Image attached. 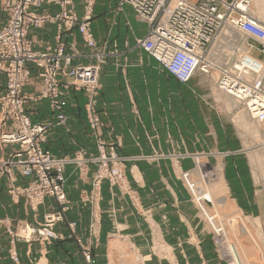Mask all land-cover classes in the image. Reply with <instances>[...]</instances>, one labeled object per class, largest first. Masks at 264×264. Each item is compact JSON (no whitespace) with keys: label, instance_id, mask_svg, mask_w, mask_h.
I'll return each instance as SVG.
<instances>
[{"label":"crops","instance_id":"crops-1","mask_svg":"<svg viewBox=\"0 0 264 264\" xmlns=\"http://www.w3.org/2000/svg\"><path fill=\"white\" fill-rule=\"evenodd\" d=\"M4 3L0 0V29L7 19ZM94 3L90 27L95 41L104 46L101 57L86 46L75 26L68 29L54 19L31 27L28 37L33 50L40 52L53 50L62 43L64 53L71 56V66L99 65L96 106L103 122L101 135L105 141L117 144L120 155L128 156L126 182L120 187L103 181L99 202L93 208L82 197L92 192L96 165L67 164L64 189L69 207L64 219L53 227L57 238L28 243L16 240L11 244L7 228L0 226V264H87L85 251L90 253L94 264H126L123 260L126 249L136 255L140 264H226L216 257L210 225L191 203L185 183L170 172L173 169L179 175V170L193 166L191 157H181L179 153L214 157L220 151L242 146L236 140L238 131L234 123L223 115L220 118L218 97L169 96L170 90L182 88L180 85L190 83L206 89L216 80L196 72L188 82L177 81L153 57L136 48L135 40L146 35L148 24L131 6L119 5L120 0ZM72 7L81 18L82 0H73ZM63 8L56 1H45L34 10L55 16ZM29 67L31 81L22 91L37 96L41 82L35 67L32 64ZM60 77L64 83L71 82L69 76ZM4 86L5 76L1 74L0 94ZM63 95L66 105L61 111L62 118L50 112L46 98L33 97L25 105L33 123H50L43 147L58 157L72 155L79 149L96 154L85 114L84 92L68 85ZM240 110L244 112L243 108ZM14 148L0 143V156ZM231 159L224 161L222 170L235 168ZM227 173L223 172L224 177L221 175L219 179L220 183L223 179L227 189L222 201L240 206L243 214L264 223V213L250 209L261 200L259 189L249 182L241 190L234 179L229 181ZM14 178L20 187L31 182L17 172ZM57 209L58 204L51 196L33 209L24 196L14 197L8 192L5 177L0 180V218L9 220L10 229H17L19 222L39 225L46 213ZM94 216L97 220L92 226ZM70 222L75 223L73 228L69 227ZM189 236L198 242H189ZM12 252L16 253L17 261L12 259Z\"/></svg>","mask_w":264,"mask_h":264},{"label":"built area","instance_id":"built-area-1","mask_svg":"<svg viewBox=\"0 0 264 264\" xmlns=\"http://www.w3.org/2000/svg\"><path fill=\"white\" fill-rule=\"evenodd\" d=\"M41 1L8 0L4 5L7 19L0 29V75L5 76V86L0 94V143L15 148L0 156V180L5 177L8 192L14 197L24 196L33 209L46 196L55 198L58 209L46 213L39 225L19 222L14 230L9 228L7 218H0V226L7 228L11 244L16 240L28 243L56 239L53 227L64 219L68 209L64 167L72 160L57 158L43 147L46 128L33 123L26 112V103L33 99L22 91L31 81L29 64L35 67L41 82L37 96L46 98L59 118L66 105L63 89L68 85L84 88L89 95L98 91V64L71 66V56L64 53L62 43L53 50L40 52L33 50L32 40L28 37L31 27H40L54 19L68 29L75 26L86 46L101 57L90 27V12L95 0H87L82 18L74 11L72 0H54L64 5L55 16L37 14L33 8ZM124 4L131 6L148 24L146 35L136 39L138 50L148 53L170 76L182 83L188 82L196 72L211 74L219 70L217 87L230 94L237 105L264 126V60L252 56L250 48L249 52L240 50V44H234V33L224 32V42H219L221 48L217 46L218 54H210L218 36L230 26L242 32L241 41L245 44L250 39L255 41L264 58V22L250 15L249 0H120L119 5ZM59 29L62 30L61 25ZM236 30L231 32L236 33ZM60 76H69L71 82H62ZM91 119L96 121L97 117ZM262 144L264 146V139ZM98 150L97 158L82 159L80 156L77 159L79 165L97 163L92 178V196H99L103 180L119 183L124 179L123 158L115 148H107L99 140ZM14 172L30 178L29 185L17 186ZM96 220L97 216H94L92 226ZM74 224L70 222L69 227L73 228ZM84 256L87 264H94L89 252L85 251ZM11 257L14 261L18 259L14 252Z\"/></svg>","mask_w":264,"mask_h":264},{"label":"rangeland","instance_id":"rangeland-1","mask_svg":"<svg viewBox=\"0 0 264 264\" xmlns=\"http://www.w3.org/2000/svg\"><path fill=\"white\" fill-rule=\"evenodd\" d=\"M6 1L8 0H4L5 3ZM45 1L52 2L54 0H42L39 3V5ZM86 2L87 0H82L83 14L85 12ZM94 2H96V0ZM249 2H250L249 13L253 17L262 21L263 19H259L257 16H255V10H254L255 8H254L253 1L250 0ZM72 3H73V0H72ZM94 4L90 12L91 13L90 22L94 18ZM39 5L35 7H38ZM3 11L6 12L4 10V6H3ZM83 14L82 16H84ZM40 15H48V14H40ZM223 32L225 31L223 30L221 34L218 36L217 40L214 42L213 46L215 47V49L214 47H212L211 50L212 49L213 50L211 51L210 54L212 53L218 54L217 46L219 45V43H217V41L224 40L222 38V35H224ZM234 32H231V33H234ZM233 35L234 36L236 35L235 37H238L237 33L236 34L234 33ZM234 39L237 40L239 38H234ZM236 40H234V44H240L239 46L240 50L249 52L248 48H250V51H251L250 54L252 56L258 59L264 60L263 56H261L262 54L259 50V46L255 41L250 39L248 42H246V44L249 43V46H247L244 41L243 42L241 41V38L239 41L237 40L238 43L236 42ZM95 43H96V47L100 48L99 52L103 53L104 46L98 44L96 41ZM47 51H50V50H47ZM228 52L231 53L232 50ZM93 53L95 54V52ZM197 73H200V72H197ZM209 74L208 75L206 74V75L209 78L213 76L214 77L213 79L217 81V78L219 76V73L217 70H214L213 72H211L210 75ZM98 75L99 73L97 74L98 91L96 92V94L89 95L88 92L84 88H79V89L73 88L75 90L83 91L86 97V105L84 107L85 114L87 117V124L90 128V135L93 137L95 144H96L97 153L89 154L87 152L86 153L82 152L81 151L82 149L81 150L79 149L74 154L69 155V156H59L58 157L54 155L57 158H67V159L72 160L68 164H72V163L78 164L77 159L80 158V156L82 157V159L97 158L99 156V150H98L99 140L105 143L107 148L114 147L116 150L117 144H114L113 142L109 143L105 141L101 135V128L103 126V122H101L100 120L99 113H98L99 111L96 106V98L100 91ZM210 84L211 86L207 88L205 87L206 89L198 88L197 86L190 84V83H187L184 86L180 85L182 86V88L178 87L179 89L170 90L169 96L171 97L173 96H188V97L196 96V97H203V98L207 97V98L216 99L218 97L216 95L218 92L217 84L216 82L214 83L212 82ZM32 97H37V96H32ZM216 100L218 102L220 118L223 115L225 116L224 118L227 117L230 120L231 124L234 123V126L238 131V137L236 138V140L238 142H241L242 146H237V148L230 149L227 151L224 150L225 152L220 151L214 157L210 156L209 154H205V153L204 154L203 153L202 154L201 153L200 154L179 153L177 155L181 157H185V156H188V158L191 157L192 161L194 162L193 166L192 168H189V169L179 170L178 171L179 175L175 172V170L171 169L170 170L171 176L177 177L182 183H185L186 191L187 193H189V195L192 198L191 203L193 204L194 207L197 208V210L201 212L206 222L210 225L209 227L212 230L210 232V239L213 244V250L218 260L223 261L226 264H264V223L261 222L256 217L243 214L241 212L240 206H237V205L232 206L230 202L222 201L221 198L224 197V195L227 192V189L223 183V179L221 183L219 180L221 178V175H223V172L226 174L228 171L227 174L229 175L228 176L229 181L231 178L234 179V181L240 186L239 189L241 190H244L243 188L244 187L246 188L249 182L254 183L257 189H259L258 194L261 200L253 203L250 209L254 213H257L258 211H261L264 213V162H262V159L264 158V146L263 144H261L264 139V136H263L264 126L261 123L262 127L261 126L259 127L262 130L261 137L263 136V139H260V140L258 139L256 141L257 138H255L254 133H253L254 128L248 127V126L245 127L241 124L243 123V121L240 122V120L241 119L243 120V117H245L243 116L245 115V113L240 110L242 106L236 105L232 107V105L230 106V104L227 103L228 101L226 100L224 101V98L222 99L221 97H218ZM226 104H228L229 106ZM48 106H49V101H48ZM49 110L51 113H56L52 111L50 106H49ZM239 114L242 116H240ZM92 117H97V120L93 121L91 119ZM39 124L44 125L46 128V133H45V139H46V134L49 130L50 123L43 122ZM116 153L121 158H123L121 169L123 170L124 179L121 180V182L119 183H113L109 179H106L103 181H107L111 185L123 187L124 183L126 182L125 181V164H126V160L128 159V156L120 155L117 152V150H116ZM229 157L232 158L231 163L235 164V168H233L232 170H225V169L222 170L220 166L223 165L224 161ZM87 163H93L96 165L95 171L93 173V176H94L97 170V163L96 162H87ZM243 184H246V185H243ZM82 198H83V201L90 202L93 208L99 202V196L98 195L92 196V193L87 194L83 196ZM68 207H69V204H68ZM255 221H257L258 225ZM240 222L242 223L241 224L242 226H240ZM244 223L247 226H244L245 225ZM95 225L96 223L93 226ZM187 240L189 242H194V241L195 243L198 242V239H193L190 236L187 238ZM256 251L257 253H255ZM257 256L259 259H257ZM123 260L126 262V264H140V260L136 257V255L130 249L124 250Z\"/></svg>","mask_w":264,"mask_h":264},{"label":"bare ground","instance_id":"bare-ground-1","mask_svg":"<svg viewBox=\"0 0 264 264\" xmlns=\"http://www.w3.org/2000/svg\"><path fill=\"white\" fill-rule=\"evenodd\" d=\"M250 1V0H249ZM253 1V4H254V10H255V16H257L259 19H263L264 20V0H252ZM253 10V11H254ZM251 15V14H250ZM262 20V21H263ZM232 30H236L235 28H233V27H228V28H226V30H225V34H227V33H231V31ZM237 31V30H236ZM224 33V32H223ZM235 33V32H234ZM237 33V36L238 37H234V38H239V39H237L238 41L240 40V38H241V34H242V32L240 31H237L236 32ZM235 33V34H236ZM223 38V37H222ZM221 39V38H220ZM236 40V39H235ZM236 40V42L238 43V41ZM219 42H221V41H223V40H218ZM217 41V43H219ZM214 47V46H213ZM243 47H245V46H243ZM214 49H215V47H214ZM244 49H246V48H244ZM213 50V49H212ZM215 53H213V55H214ZM241 68V67H240ZM218 71V73H219V70H217ZM200 74L201 75H204L205 77H207V78H209L206 74H202L201 72H200ZM213 74V73H212ZM210 75V74H209ZM204 76H203V78H204ZM212 80H214L213 78V76H211L210 77ZM220 89V88H219ZM218 88H217V96L218 97H221L222 99L224 98V101L226 100V101H228L227 103H229L230 104V106L232 105V106H236L237 104H238V102L230 95V94H228L227 92H224V91H222V90H219ZM220 99V98H219ZM235 101V102H234ZM226 105H228V104H226ZM229 106V105H228ZM244 112H245V115H243V116H245V117H243V120L241 119L240 120V122H242L243 121V123H241L243 126H245V127H252V128H254V130H253V133H254V136H255V138H257L256 139V141L259 139H263V136H264V134H263V136L261 137V129L259 128L260 126H261V122H259L258 120H255L254 118H252L251 116H250V114H248V112L246 111V109H244ZM240 113V112H239ZM240 115V114H239ZM240 116H242V115H240ZM239 120V119H238ZM237 120V121H238ZM262 127V126H261ZM260 144V143H259ZM262 144V143H261ZM262 162H264V158L262 159ZM220 172V171H219ZM237 215V214H236ZM239 216V215H238ZM239 218V217H238ZM236 219V218H235ZM240 220V219H239ZM256 220V219H255ZM236 221V220H235ZM234 222V221H233ZM243 222V221H242ZM256 223H257V221H255ZM235 223V222H234ZM255 223V224H256ZM242 223L240 222V226H242L241 225ZM245 224V223H244ZM243 224V225H244ZM254 225V224H253ZM257 225H258V223H257ZM239 226V227H240ZM244 226H247L246 224L244 225ZM255 228V227H254ZM250 229V228H249ZM256 232V231H255ZM250 235V234H249ZM252 240V239H251ZM253 242V241H252ZM255 253H257V251L255 252ZM257 255V254H256ZM255 258H256V256H255ZM253 259H254V257H253ZM257 259H259L258 258V256H257Z\"/></svg>","mask_w":264,"mask_h":264}]
</instances>
